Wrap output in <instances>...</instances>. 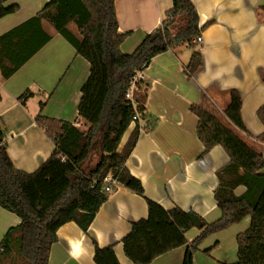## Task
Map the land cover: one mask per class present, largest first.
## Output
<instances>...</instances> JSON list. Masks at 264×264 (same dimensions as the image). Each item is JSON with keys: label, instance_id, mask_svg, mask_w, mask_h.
<instances>
[{"label": "crops", "instance_id": "crops-1", "mask_svg": "<svg viewBox=\"0 0 264 264\" xmlns=\"http://www.w3.org/2000/svg\"><path fill=\"white\" fill-rule=\"evenodd\" d=\"M48 0H5L4 6L16 4L19 9L0 18V38L26 23L16 33L6 35L0 43L1 57L17 61L38 43L51 38L14 74L4 78L0 72V117L6 131L8 154L14 165L33 172L55 151V144L36 121L44 116L79 123L82 88L90 80V63L75 47L43 20L30 21ZM198 12L203 42V66L193 76L186 74L192 48L181 44L152 58L142 70L147 96L144 112L157 119L149 131L140 133L126 161L130 173L140 179L147 198L167 210L176 206L202 215L208 222L221 216L215 198L219 186L217 171L229 162L220 145L201 157L204 145L197 136V116L190 106L197 104L216 115L245 143L264 157V124L257 111L264 106V0H192ZM119 33H128L121 44L124 53H132L143 38L158 28L173 0H115ZM30 21V22H29ZM80 37L76 24L69 25ZM8 64L7 59H0ZM242 97V118L247 131L237 127L225 114L231 102V91ZM42 104H44L42 106ZM149 122V121H148ZM135 125L124 134L121 150ZM81 129V128H80ZM264 173V168L262 169ZM246 191L243 185L237 195ZM147 199L122 183L118 185L85 232L74 221L58 230V241L52 245L50 264H97L94 240L100 247L114 245L121 264H134L125 254L122 239L133 222L148 217ZM250 216L208 239V247L196 251L192 264L233 263L238 259L237 234L250 225ZM20 217L0 205V243ZM194 227L186 232L188 244L199 234ZM214 241V242H213ZM158 256L150 264H183L187 246ZM205 245V244H204ZM216 247L211 256L202 252Z\"/></svg>", "mask_w": 264, "mask_h": 264}, {"label": "trees", "instance_id": "trees-1", "mask_svg": "<svg viewBox=\"0 0 264 264\" xmlns=\"http://www.w3.org/2000/svg\"><path fill=\"white\" fill-rule=\"evenodd\" d=\"M4 1L0 0V18L19 9L16 4L4 6ZM261 10L264 13V6ZM43 20L90 63L91 78L82 88L78 106L79 116L88 128L82 130L72 122L39 113L36 121L56 148L38 169L28 172L17 168L11 160L0 117V205L21 219L0 243V262L15 249L22 264H50V251L58 241L62 225L74 221L88 231L100 207L110 197L101 188L104 177L111 172L124 186L147 199L148 217L133 222L130 232L122 239L124 252L134 264H150L158 256L188 244L186 232L196 227L201 232L188 244L183 263L192 264L194 252L208 235L225 230L247 216L251 219L249 227L237 234V261L222 264H264V157L216 115L200 105L190 106L198 118L197 136L204 145L201 157L217 145L229 156V162L217 171L219 186L215 198L221 216L213 222L179 206L167 210L146 197L142 181L126 166L141 133L138 125L119 149L134 113L126 92L137 72L145 69L156 55L181 44L193 50L184 68L187 75L193 76L204 64L201 49L193 42L202 27L192 0H173L162 24L148 33L132 53L121 50L128 33L118 31L115 0H48L30 21ZM72 23L76 24L80 37L69 28ZM25 25L3 35L0 43L6 35L16 33ZM50 38L46 34L41 43L17 61L0 55V59L10 61L0 62L3 77L14 74ZM139 85L135 97L144 111L148 85L143 80ZM241 109L242 97L237 90H232L225 114L237 127L247 131ZM257 115L264 124V106L258 109ZM143 116L149 121V131L157 119L145 112ZM259 139L264 141V133ZM240 185L246 191L237 195L235 189ZM94 245L97 264H121L113 244L100 247L94 240ZM210 251L211 248L205 250Z\"/></svg>", "mask_w": 264, "mask_h": 264}, {"label": "built area", "instance_id": "built-area-1", "mask_svg": "<svg viewBox=\"0 0 264 264\" xmlns=\"http://www.w3.org/2000/svg\"><path fill=\"white\" fill-rule=\"evenodd\" d=\"M203 36L200 33L193 42L196 44H201L203 42ZM142 80V71L137 72V74L132 78L130 86L126 92V98L129 100L130 105L133 108V116L131 120V125H138L140 132L147 131L148 119L143 116L144 111L140 110L138 101L136 100L135 93L139 91L140 85L139 82ZM75 126H79V123ZM103 187L101 188V192L105 193H113L115 189L120 184L117 177L113 175V173H108L103 179Z\"/></svg>", "mask_w": 264, "mask_h": 264}, {"label": "rangeland", "instance_id": "rangeland-1", "mask_svg": "<svg viewBox=\"0 0 264 264\" xmlns=\"http://www.w3.org/2000/svg\"><path fill=\"white\" fill-rule=\"evenodd\" d=\"M81 129H83V126H80ZM94 161V160H93ZM222 231V230H221ZM220 232V231H218ZM218 232H215V233H218ZM215 233H212L210 235H208L198 246V249H196V251L200 250V248H202L201 246H203V248H206L209 246L210 241H208V239H211L212 237H214V234ZM214 242V241H213ZM205 244V245H204ZM11 248H12V245H11ZM216 247H212L211 251L209 253H206L204 252L203 250V254L206 255V256H211V252L212 250H214ZM195 251V252H196ZM194 252V254H195ZM0 264H22V261L21 259L16 255V250L14 249L10 254H7L6 256H4L3 260L0 262Z\"/></svg>", "mask_w": 264, "mask_h": 264}]
</instances>
